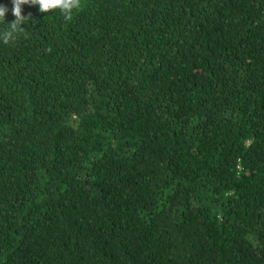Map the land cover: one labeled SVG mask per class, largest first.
<instances>
[{
	"label": "trees",
	"instance_id": "obj_1",
	"mask_svg": "<svg viewBox=\"0 0 264 264\" xmlns=\"http://www.w3.org/2000/svg\"><path fill=\"white\" fill-rule=\"evenodd\" d=\"M29 14L0 41V264H264V0Z\"/></svg>",
	"mask_w": 264,
	"mask_h": 264
},
{
	"label": "clouds",
	"instance_id": "obj_2",
	"mask_svg": "<svg viewBox=\"0 0 264 264\" xmlns=\"http://www.w3.org/2000/svg\"><path fill=\"white\" fill-rule=\"evenodd\" d=\"M22 5L38 6L41 13L59 11L65 22H70L73 11L80 8L81 0H12L11 13L15 19L11 22H6L5 19L9 9L0 5V25H4L0 28V41L5 44L23 34L25 31L23 25L29 22L30 14L29 16L22 15Z\"/></svg>",
	"mask_w": 264,
	"mask_h": 264
}]
</instances>
